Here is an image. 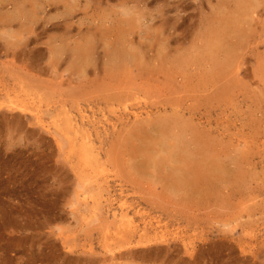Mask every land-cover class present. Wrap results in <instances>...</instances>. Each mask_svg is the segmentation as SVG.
Here are the masks:
<instances>
[{
	"label": "rangeland",
	"instance_id": "rangeland-1",
	"mask_svg": "<svg viewBox=\"0 0 264 264\" xmlns=\"http://www.w3.org/2000/svg\"><path fill=\"white\" fill-rule=\"evenodd\" d=\"M0 264H264V0H0Z\"/></svg>",
	"mask_w": 264,
	"mask_h": 264
},
{
	"label": "bare ground",
	"instance_id": "bare-ground-1",
	"mask_svg": "<svg viewBox=\"0 0 264 264\" xmlns=\"http://www.w3.org/2000/svg\"><path fill=\"white\" fill-rule=\"evenodd\" d=\"M24 4V3H23ZM22 8H24V7H22ZM31 13V12H30ZM228 34H229V32H228ZM227 69V68H226ZM200 145H198L197 147H199ZM195 148V147H194ZM201 148V147H200ZM196 149V148H195ZM202 149H203V147H202ZM202 152V151H201ZM206 153V152H205ZM197 154V153H196ZM202 154H204V153H202ZM211 154V153H210ZM200 157V156H199ZM212 157V156H211ZM201 158H203V157H201ZM200 158V159H201ZM204 159V158H203ZM195 160V159H194ZM202 160V159H201ZM197 161V160H196ZM206 164V163H205ZM203 162L201 163V161L199 162V163H196V165H197V167H204V165H205ZM207 164H209V163H207ZM201 170V169H200ZM180 178V177H179ZM181 180V179H180ZM192 180H194V179H192ZM182 181H184L186 184H189V185H191L192 184V182H194V181H190V180H185V179H183ZM181 181V182H182ZM180 182V183H181ZM183 184V183H182ZM195 185V184H194ZM193 186V185H192ZM193 188V187H192Z\"/></svg>",
	"mask_w": 264,
	"mask_h": 264
}]
</instances>
